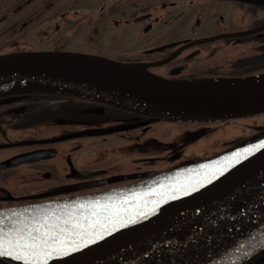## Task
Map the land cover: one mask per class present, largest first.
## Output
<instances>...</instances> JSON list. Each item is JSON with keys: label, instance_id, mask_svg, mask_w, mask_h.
Returning a JSON list of instances; mask_svg holds the SVG:
<instances>
[{"label": "water", "instance_id": "obj_1", "mask_svg": "<svg viewBox=\"0 0 264 264\" xmlns=\"http://www.w3.org/2000/svg\"><path fill=\"white\" fill-rule=\"evenodd\" d=\"M241 1L264 5V0ZM246 34L248 33L242 35ZM196 42L198 41L190 42L182 48ZM168 60L143 64L142 69L138 67L141 63L122 62L80 52L19 51L2 54L0 77L40 78L67 89L34 88L3 93L0 96L32 91L73 94L147 116L150 118L148 122H226L264 114V95L237 100L210 87L198 88L191 84L194 81L220 78L167 79L148 70L149 67L162 65ZM119 102L170 107L181 112L175 115H161L149 109H132ZM262 144L264 137L253 142H243L215 157L155 176L145 177V174H139L115 178L113 181L139 180L114 189L85 194L87 200L84 203L69 209L40 213L37 207L40 203L0 209V227H22L24 224H34L36 220L44 217L53 220L57 217L65 218L69 213L77 216L87 214L91 211L88 206L97 201L101 205H142L145 201L156 200L163 194L172 193L175 188L188 182H195L204 172L225 164L226 159L235 153L254 149L247 159L199 191L176 200H168L160 206L157 214L115 231L96 244L68 255L53 257L48 262L242 264L264 249V147H257ZM160 175L165 176L135 189H123L125 186ZM124 201H128V204H123ZM81 205L85 207L82 208ZM0 264L22 262L10 257H0Z\"/></svg>", "mask_w": 264, "mask_h": 264}, {"label": "flooded vegetation", "instance_id": "obj_2", "mask_svg": "<svg viewBox=\"0 0 264 264\" xmlns=\"http://www.w3.org/2000/svg\"><path fill=\"white\" fill-rule=\"evenodd\" d=\"M30 1L25 0L22 5ZM181 1L200 6L179 8ZM47 2H42L40 11L52 8ZM226 2L235 7L224 6ZM74 3L79 7L68 8L65 13L97 12L91 28L96 34V23L109 18L117 27L127 26L124 30L129 32V37L131 31L142 35L135 41L144 46L141 54L126 59L117 55L108 58L144 64L169 59L148 68L167 79L239 78L264 72L259 65L260 61L264 63L260 60L264 49V5L241 0H74ZM34 15L35 12L25 16L21 25H27ZM115 15L119 17H112ZM174 28L179 32L172 39L160 40V36ZM93 41L96 42L94 37L87 40ZM193 41L198 42L182 48ZM19 51L25 50L12 52ZM15 95L0 96V102L7 104L5 110L1 105L0 117H15L27 111L19 103L33 95ZM9 102L17 105L8 107ZM263 115L239 120H254ZM149 119L125 112L108 115L103 107L96 105L85 110L78 105L74 112L47 120L0 119V209L106 191L139 180L113 181L115 178L139 174L150 177L221 154L200 158L184 153L188 144L207 132L203 127L187 128L202 123H176L185 125L178 132L180 137L164 142L151 135L152 126L164 121L148 122ZM263 136L264 125H253L245 141H256ZM87 139L99 141L87 142ZM89 148L111 150L112 156L136 154L137 163L127 171L115 163L92 166L87 157L83 158Z\"/></svg>", "mask_w": 264, "mask_h": 264}, {"label": "rangeland", "instance_id": "obj_3", "mask_svg": "<svg viewBox=\"0 0 264 264\" xmlns=\"http://www.w3.org/2000/svg\"><path fill=\"white\" fill-rule=\"evenodd\" d=\"M43 1L51 3L52 8L49 11L39 10ZM24 2L25 0H0V54L21 48L25 51H51L58 48L60 51H82L107 57L117 55L126 59L138 56L144 50V46L140 47V42H135L142 36L139 32L131 31L129 37V32L124 30L128 28L127 26L117 27L109 22V18L96 23L98 33L93 32L91 28L95 25L93 19L97 15L96 11L90 14H84V11L65 13L68 8L79 7L74 0H31L28 5L23 6ZM197 6L200 4H185L181 1L179 8H198ZM224 6L230 8L235 7V4L226 2ZM17 7H20L19 10ZM34 12L35 15L30 18L29 23L21 25L23 18ZM62 12L64 15H60ZM112 17L116 19L119 16ZM44 19L46 20L43 21ZM71 28H75L76 31H72ZM176 30L177 28H174L166 35L160 36V40L172 39L176 32H179ZM93 37L96 42H87ZM253 125H264V115L254 120H239L228 124L208 122L191 125V128L187 129L203 127L207 132L188 144L184 153L207 158L228 151L240 141L245 142V137L252 133ZM184 128L185 125L173 122L156 123L152 126L151 135L167 142L178 139L180 137L178 132ZM97 141L99 139H87V142ZM86 150L83 158L87 157V162L92 166L115 163L122 171H127L137 163L136 154L112 156L111 150L95 148Z\"/></svg>", "mask_w": 264, "mask_h": 264}, {"label": "snow or ice", "instance_id": "obj_4", "mask_svg": "<svg viewBox=\"0 0 264 264\" xmlns=\"http://www.w3.org/2000/svg\"><path fill=\"white\" fill-rule=\"evenodd\" d=\"M257 147H264V144ZM253 151L254 149H245L243 153H235L226 159L225 164L204 172L195 182H188L175 188L172 193L163 194L156 200L145 201L142 205L136 204L132 207L115 203L101 205L97 201L88 206L91 211L87 214L77 216L69 213L65 218L57 217L54 220L44 217L36 220L34 224L14 226L8 231L0 227V257H10L22 264H48L53 257L68 255L96 244L115 231L157 214L160 206L168 200H176L199 191L247 159ZM123 204L127 205L128 201H124Z\"/></svg>", "mask_w": 264, "mask_h": 264}, {"label": "bare ground", "instance_id": "obj_5", "mask_svg": "<svg viewBox=\"0 0 264 264\" xmlns=\"http://www.w3.org/2000/svg\"><path fill=\"white\" fill-rule=\"evenodd\" d=\"M139 68H144L143 64L138 65ZM191 84L196 85L198 88L210 87L214 91L219 93L233 96L234 99L239 100V98H256L264 95V73L260 75H254L252 77H243L238 79H217V80H200L191 82ZM34 88H49V89H67L60 85L52 84L40 78H30V77H0V94L11 93L25 89ZM121 105L131 107L136 110H151L157 111L161 115H175L181 111L170 107H160L157 105H141V104H127L119 102ZM155 109V110H153ZM165 175H160L144 182L134 183L125 186L123 189H135L142 184L151 183L160 180ZM87 200L85 195H77L72 197H65L60 199H55L54 201L40 203L38 205V210L40 213H48L53 210L69 209L77 205L84 203ZM3 228V227H2ZM13 227H4L5 231H8Z\"/></svg>", "mask_w": 264, "mask_h": 264}, {"label": "trees", "instance_id": "obj_6", "mask_svg": "<svg viewBox=\"0 0 264 264\" xmlns=\"http://www.w3.org/2000/svg\"><path fill=\"white\" fill-rule=\"evenodd\" d=\"M260 55H261L260 60H264V49L263 51L260 52ZM259 65H261L262 66L261 69L264 70L263 61H260ZM19 94L33 95L29 99H25L23 101H20L19 103V106L20 105L25 106V108H27V111L20 113L19 116L8 117L5 115L0 117V119L47 120L50 118L62 117L65 114L74 112L78 105H82L83 110L91 107L92 105L103 107V110H105V113H107L108 115L115 114L118 112H123V113L125 112L127 114H137L105 102H101L91 98L73 95V94L60 93L55 91H33V92L19 93ZM14 96L16 95L14 94ZM12 104L17 105L16 102H12V103L9 102L8 107L12 106ZM1 105L3 107L2 110H5L7 104L2 102L0 104V109H1ZM186 163H190V162H186ZM242 264H264V249L258 252L255 256L249 258L247 261L243 262Z\"/></svg>", "mask_w": 264, "mask_h": 264}]
</instances>
